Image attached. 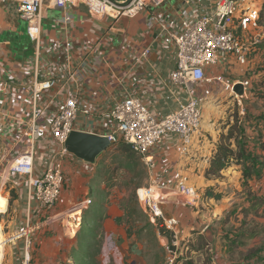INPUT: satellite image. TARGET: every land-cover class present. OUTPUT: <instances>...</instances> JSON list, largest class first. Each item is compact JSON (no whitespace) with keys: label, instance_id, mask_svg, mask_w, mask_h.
<instances>
[{"label":"crops","instance_id":"crops-1","mask_svg":"<svg viewBox=\"0 0 264 264\" xmlns=\"http://www.w3.org/2000/svg\"><path fill=\"white\" fill-rule=\"evenodd\" d=\"M221 1L206 0V3L216 5ZM178 3L179 0L167 1L159 13L168 14V8L177 6ZM236 5L238 17L253 10L260 11V19L256 25L252 23L248 31L241 29L238 31L242 40L251 48L249 58L255 54L254 59L252 61L248 59L245 66L237 64L229 68L221 66L216 71L227 80L249 79L246 78L249 75L250 80L256 83L259 76L264 77V70L259 72L260 75L254 71L255 64L261 62L260 58L264 56V50H259L256 54L254 47L259 38H264V0H236ZM16 6L15 0H0V193L9 199L7 205L6 199L0 196V244L3 246L6 243L3 253L4 264H22L25 254L24 237L34 232L32 236L35 240L43 238L41 229L46 224L43 218L47 211L33 197L27 179L8 171L17 157L27 149L34 148V175L38 176L48 165L60 161L65 154L68 176L66 183L69 176L80 175L83 172L89 175L95 167V164L65 153L64 147L57 143L50 131L62 98L77 94L82 108L93 113L91 118L80 116L79 122L91 119L90 123L95 131L104 136H109L115 131V126L107 113L123 99L131 97L141 99L158 117L163 113L175 111L179 103L188 101L185 89L169 81L175 64L171 40L158 37L156 31L149 30L146 27L145 15L118 19L112 30L108 31L110 27H105L102 22L97 23L96 21L101 19L91 18L85 7L73 9L77 19L72 37L73 41L77 42L68 59L61 53L64 43L56 46L62 37L60 24L62 10L51 7L46 11V21H49L50 27L43 28L42 44L37 48L29 36V43L24 42L26 35L21 30L22 20L15 13ZM51 11L54 12V18L50 20ZM103 37L107 50L101 53L102 49L96 51L95 46L98 48V43L103 42ZM147 49H150V54L147 57L142 56ZM90 53L94 54L91 58L87 57ZM250 65L252 67L248 68ZM78 73L80 78L74 75ZM48 76H53L57 80V85L53 89L40 91L34 87L35 81L41 82ZM261 82L264 83V80ZM252 90L254 85L251 87L250 95L247 93L249 98H243L241 103L246 99L263 102L259 98L256 99ZM255 90L264 94V88H260L258 84ZM223 92H227L224 85L217 83H200L195 87V94L202 103L204 117L206 102H217ZM257 107L261 109L246 104L249 118L243 120L246 130L245 143L251 155L264 160V106ZM241 110L242 113L246 111L245 107ZM203 120L202 133L195 140L187 156L181 155L180 142L172 135L150 152L149 160L145 164H151V177L161 180L163 187L175 190L181 181L195 186L199 183L209 186L213 181L214 178L206 177V170L210 158L215 154L219 138L222 133H227V128L223 130L210 125L212 121ZM33 122L40 128L34 143L31 142L30 136ZM243 168V165L233 164L222 172V175L228 178L226 173L232 171L239 173V170L243 172ZM258 170H262L259 163L253 168L255 172ZM241 178L243 182L246 181L243 176ZM240 191L243 199L236 203V207L224 221V227L230 228L229 232L223 231L225 234L217 232L214 235L222 238L223 243L222 250L214 249V264H264V216L261 215L263 212L261 210H264V169L261 177L254 173ZM224 199L225 197L217 203ZM209 201L212 202L211 198ZM64 202L62 198L56 208H61ZM68 207V211L61 208L63 211L60 210L58 215L68 213L72 217H78L83 209L80 203ZM181 207L183 206L178 203H167L163 209L167 217L178 218L180 227L188 233L185 229L186 212H192L194 209L190 210L189 207L185 210ZM202 223V220H193L192 225H196V228L191 226L193 232H196L194 241L203 240L202 235L206 231H201ZM2 235L5 240L1 238ZM123 244L124 241L117 248L124 254ZM36 258L32 257V263L40 264Z\"/></svg>","mask_w":264,"mask_h":264},{"label":"built area","instance_id":"built-area-1","mask_svg":"<svg viewBox=\"0 0 264 264\" xmlns=\"http://www.w3.org/2000/svg\"><path fill=\"white\" fill-rule=\"evenodd\" d=\"M15 1L17 3L15 13L27 23L28 36L37 48L42 44L46 11L51 7L62 10L63 15L60 18L62 37L56 46L64 43L61 53L68 59L77 42L73 41L72 37L77 19L73 9L80 6L85 7L93 19L109 17L117 21L120 18L145 15L146 27L156 31L158 37L171 40L174 47L175 64L169 81L185 89L188 95L187 102L179 103L175 111L163 113L158 117L141 99L135 97L123 99L107 113L115 126V131L109 136H104L95 131L90 123L91 119L87 122H79L80 116L91 118L93 113L89 109L82 108L77 94H71L62 98L50 126L53 137L63 147L73 132L96 134L108 137L113 144L122 141L130 145L146 163L150 152L172 135L180 142L181 155L187 156L195 140L202 133L204 119L202 103L195 94V87L200 83L224 85L226 91L234 94L240 103L243 98L248 97L247 93L249 94L251 90L250 79L227 80L224 75L216 71L221 66L229 68L234 64L245 66L248 63L250 49L239 36L238 31L240 29L248 31L252 23L256 25L260 11L253 10L238 17L236 0H222L216 5L208 4L206 0H179L177 6L168 8V14H160L159 11L169 0H47L48 4L46 0ZM55 49L57 50L58 47ZM95 49L97 51V45ZM149 54L150 49H147L142 56L147 57ZM92 55L94 54L90 53L87 57L91 58ZM74 75L80 78L79 73ZM237 84H242L243 95L234 92ZM56 85V78L48 76L41 82L35 81L34 87L40 91H47ZM39 129V125L33 122L30 128L32 143L37 140ZM64 155L60 161L48 165L40 175L35 176V149L30 148L19 155L8 169L10 174H17L27 179L33 197L47 212L53 210L63 196L66 185ZM147 167L149 171L152 170L151 164H147ZM151 179L149 187L138 190L139 202L151 221L155 224L158 220L161 221L169 232L171 239L166 245L167 264H177L185 251L184 247L181 248L180 242V220L176 217H167L163 206L176 200L183 207L194 208L198 206L200 195L195 185L185 181L179 182L175 190H172L163 187L161 180L153 177ZM162 192L165 195H162ZM4 198L8 205L9 199ZM32 234L29 233L24 237L25 254L22 264H33L32 257L36 242ZM5 247L6 243L3 246L0 244V264H4Z\"/></svg>","mask_w":264,"mask_h":264},{"label":"rangeland","instance_id":"rangeland-1","mask_svg":"<svg viewBox=\"0 0 264 264\" xmlns=\"http://www.w3.org/2000/svg\"><path fill=\"white\" fill-rule=\"evenodd\" d=\"M45 2L49 3L47 0ZM53 13L49 12L50 20L54 18ZM48 22L46 19L44 20L43 28L50 27ZM96 22H102L105 27L112 29L116 19L105 17ZM20 24L22 32L26 35L24 42L27 44L30 41L26 33L27 23L22 21ZM102 41L97 48L102 49L101 53L107 50L104 43L105 37ZM244 42L251 51L249 44ZM254 47L257 51L256 54L259 50L263 51L264 38H259ZM253 56L249 60L252 61ZM262 57L260 58L261 62H257L254 67L257 74L264 70V56ZM251 67L250 65L248 68ZM250 77L247 75L246 78L250 79ZM259 77L256 83L252 82L254 88H257V84L260 88H264V83L261 82L264 77ZM231 80L243 81L244 79ZM238 100L234 94L223 92L217 102L209 103L207 101L205 121H212L210 125L224 130L227 124L234 123L235 116H240V113L244 114L241 109L243 107L246 109L247 103L256 109H261L257 106H264V102L260 103L259 100L246 99L243 103ZM94 166L89 175L83 172L80 175L69 176L62 196L65 202L61 204V208L64 210L69 208L68 205L80 203L83 206L81 214L78 216L80 220L78 221V217H72L68 213L58 215L61 210L58 207H55L56 211H48L44 216L43 220L46 221V224L41 229L43 238L35 240L33 256L37 257V262L40 264H167L166 245L171 238L161 234L157 223L151 221L139 202L138 190L149 187L152 180L145 162L140 157L128 158L124 152L112 147L102 155ZM244 169L245 167L243 171ZM226 175L228 178L224 175L218 179L214 178L209 186L200 183L196 186L200 200L197 207L190 208L194 211L186 212L187 227L185 229L188 230V233L180 227L181 248H185L183 253L185 258L182 259L184 264H214V249L222 250L223 248L222 238L214 237V235L217 232H222V234H225L223 231L229 232L230 228L224 227L225 218L234 210L236 203L243 199L240 190L245 187L241 178L243 172L240 170L239 173L232 171ZM208 190L222 194L225 199L220 203L213 199H211L212 202H208L209 198L206 194ZM134 192L137 196L138 212L134 217L129 218V216L126 217L125 209ZM162 195L165 194L162 192ZM170 203L176 204L177 201L174 200ZM181 208L189 209V207ZM261 211V215L264 216V210ZM114 217H123L125 224L117 225ZM194 219L203 221L201 231L206 232L202 235L201 242L194 241L196 238V232L192 230L193 227L196 228V225H192ZM208 225L209 227H207ZM231 226L229 225V227ZM126 228L132 230L131 237L125 233ZM209 233L211 235H208ZM1 238L5 240L3 235ZM123 241L125 242L123 244L124 254L117 248Z\"/></svg>","mask_w":264,"mask_h":264},{"label":"trees","instance_id":"trees-1","mask_svg":"<svg viewBox=\"0 0 264 264\" xmlns=\"http://www.w3.org/2000/svg\"><path fill=\"white\" fill-rule=\"evenodd\" d=\"M252 94L260 100H263L264 102L263 93L255 90L254 88V90H252ZM240 116H235L234 123L227 124V133L221 134L215 154L210 158L209 167L206 170L207 178H219L222 175V172L230 168L233 164L243 165L245 167L243 171V177L246 180L244 182L245 185H247V180L250 179L254 173L256 176L261 177L262 170L264 169V160H260V157L258 158L251 155L245 143L246 130L244 127L243 120L245 118H249L247 110L244 112L243 115L240 113ZM113 148H117V150L124 152L128 156V158L140 157L130 145L122 141H119L114 144ZM257 163H259V165L262 167V170H258L255 172L253 171V168ZM206 194L208 198L214 199L216 201H220L223 198L222 194L214 193L210 190H208ZM129 200V204L126 206L125 210L127 213L126 217L129 216V218H131L134 217L138 212V201L135 192L132 194ZM114 220L117 225L122 226V224H125L123 217H116ZM157 225L162 235H164L165 237L170 236L169 232L163 226V223L161 221L158 220ZM125 232L128 237H131L133 235V232L130 228H126ZM184 258V255L180 257L177 261V264H184L182 263V259Z\"/></svg>","mask_w":264,"mask_h":264},{"label":"water","instance_id":"water-1","mask_svg":"<svg viewBox=\"0 0 264 264\" xmlns=\"http://www.w3.org/2000/svg\"><path fill=\"white\" fill-rule=\"evenodd\" d=\"M234 92L243 95L244 90L242 84L235 85ZM113 146L114 144L108 137L90 133L73 132L64 144V149L80 160L95 164L96 161Z\"/></svg>","mask_w":264,"mask_h":264}]
</instances>
